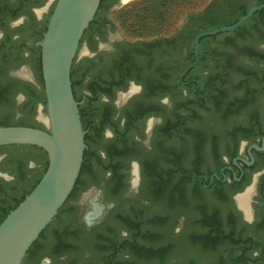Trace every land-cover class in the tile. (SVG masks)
I'll list each match as a JSON object with an SVG mask.
<instances>
[{"label":"flooded vegetation","instance_id":"flooded-vegetation-1","mask_svg":"<svg viewBox=\"0 0 264 264\" xmlns=\"http://www.w3.org/2000/svg\"><path fill=\"white\" fill-rule=\"evenodd\" d=\"M56 2L0 0V126H42L44 86L35 81L29 61L42 65L38 43ZM121 3L107 0L75 57L74 94L87 152L57 227L68 228L69 244L85 240L100 248V229L128 217L133 202L149 205L152 196L162 203L211 202L224 206L237 229L254 237L262 251L264 149L252 145L264 141V82L251 83V105L234 112L229 107L248 92L240 85L247 72L264 76V59L245 64L233 51L206 44L214 37H201L197 54V19L203 10L187 13L170 36L130 40L109 14ZM258 49L264 51V41ZM237 70L242 76L236 82ZM23 115L30 119L15 121ZM244 126L250 137L239 129ZM8 146H0V224L40 173L37 158ZM245 195L246 208L240 202ZM93 201L105 211L87 227L82 217ZM49 247L33 262L52 264Z\"/></svg>","mask_w":264,"mask_h":264},{"label":"trees","instance_id":"trees-1","mask_svg":"<svg viewBox=\"0 0 264 264\" xmlns=\"http://www.w3.org/2000/svg\"><path fill=\"white\" fill-rule=\"evenodd\" d=\"M106 3L107 0H102L99 10L106 7ZM256 3H264V0H257ZM250 7L252 6L247 0H212L209 7L199 15L197 20L200 23V29L196 32L233 24L246 14ZM98 12L85 34L92 29ZM126 19L124 23L128 21V18ZM128 25L130 28H135L136 31L144 29L141 24L137 26L134 23ZM230 33L233 35V45L236 47L233 51H236L235 53L239 49L255 60L264 59V51L260 52L258 49L259 43L264 41V8L257 11L250 19ZM217 36H204L201 39ZM75 60L76 58L71 71L74 93H76L75 86L78 83L75 80L77 70ZM39 70L44 86L41 62L39 63ZM247 73L240 85L249 90L243 99L232 100L231 107H229L231 112L239 111L242 106L251 105L254 100V91L250 88L251 83L253 81L264 82V76L261 77L259 73L252 70L249 71L248 75ZM43 102L46 103V100ZM7 125L5 124V126ZM239 129L245 132L247 127H239ZM250 135L249 131H246V136L250 137ZM29 147L43 152L47 157V162L31 189H25L24 194L15 202L4 218L34 189L47 170L49 164L47 152L38 146L29 145ZM86 152L87 150H85ZM79 179L80 176L77 183ZM160 199L162 200L161 197ZM65 204L30 247L24 264H38L34 263L32 258L35 257L36 261V255L48 243L50 244L48 254L52 258V264H92L85 260L84 251L86 249L91 250L96 255L100 251V261H104L106 264H141L142 262L165 264L172 255L184 256L183 264H264V249L259 251L260 243L254 237L246 236L243 231H239L235 225V218L225 214L224 206L218 203L186 201L177 204L175 201H169L167 214L161 212L149 219H144L143 214L137 213L135 217L129 215L124 218L127 222L123 224L121 229L120 227L117 229L115 224H109L100 229V248L99 243L88 244L85 240H80L77 244H69L67 241L68 228L62 224L57 227V223L62 221ZM181 207H183L187 219L184 228L177 232L172 227L174 222L172 223L171 220L181 212ZM122 229L128 230L130 235L124 237L121 234ZM255 251L259 252L254 254ZM63 255L66 256L62 258Z\"/></svg>","mask_w":264,"mask_h":264},{"label":"water","instance_id":"water-1","mask_svg":"<svg viewBox=\"0 0 264 264\" xmlns=\"http://www.w3.org/2000/svg\"><path fill=\"white\" fill-rule=\"evenodd\" d=\"M101 1L57 0L38 43L46 97V111L40 113L42 127L0 126V146H38L49 160L38 184L0 224V264H24L28 250L64 206L80 175L87 144L71 71ZM263 8L264 3L253 5L235 23L201 32L195 40L196 53L201 37L234 31ZM252 147L263 150L264 141Z\"/></svg>","mask_w":264,"mask_h":264},{"label":"rangeland","instance_id":"rangeland-1","mask_svg":"<svg viewBox=\"0 0 264 264\" xmlns=\"http://www.w3.org/2000/svg\"><path fill=\"white\" fill-rule=\"evenodd\" d=\"M211 2L212 0H128L127 2L121 3L117 9L109 14L110 18L114 21L116 30L126 38L130 40L151 39L158 36H170L185 19L187 13L202 11ZM126 18H128V21L124 23V20H127ZM133 23L136 24V26L138 24L143 25L144 29L136 31L135 28H130L128 24ZM206 44H212L213 48L218 51H233L236 48L233 45V35L230 32L218 34L217 37L207 40ZM235 52L233 53V57L242 59L245 64L251 62L252 58L248 54L242 53L239 49H237V53ZM29 64L34 73L35 81L38 82L39 85L42 84L36 59H31ZM241 76L242 73L240 71L237 70L234 72L236 82L241 79ZM232 91L236 93L237 88L235 85H233ZM28 119L30 118H28L27 115H23L21 118L15 119V121L21 122L27 121ZM40 123L42 125V122ZM8 148L15 152L27 153L31 158H37L40 172L47 162L46 155L36 148L17 145H10ZM149 201V205H140L137 202H133L128 208L129 215L135 217L138 213L143 214L144 219H149L161 212L167 214V203H162L153 196L151 198L149 197ZM133 205H136L139 211H137ZM186 219L187 215L183 210L173 217L171 222H174L172 225L174 230L180 232L184 228ZM112 222L117 226V229L119 227L121 229L123 224H126L127 220L120 218L114 219ZM121 232L124 237L130 235V232L126 229H122ZM84 257L87 263L106 264L104 261H100V255L98 253L96 255L89 249L84 251ZM183 263L184 256L172 255L165 264ZM141 264L146 263L142 262Z\"/></svg>","mask_w":264,"mask_h":264},{"label":"clouds","instance_id":"clouds-1","mask_svg":"<svg viewBox=\"0 0 264 264\" xmlns=\"http://www.w3.org/2000/svg\"><path fill=\"white\" fill-rule=\"evenodd\" d=\"M104 206L98 201H93L86 208L82 217L83 223L87 227H92L94 223L99 221L104 214Z\"/></svg>","mask_w":264,"mask_h":264},{"label":"bare ground","instance_id":"bare-ground-1","mask_svg":"<svg viewBox=\"0 0 264 264\" xmlns=\"http://www.w3.org/2000/svg\"><path fill=\"white\" fill-rule=\"evenodd\" d=\"M125 2H127L128 0H124ZM240 202H241V205L246 208V202H247V195L243 196L240 198Z\"/></svg>","mask_w":264,"mask_h":264}]
</instances>
